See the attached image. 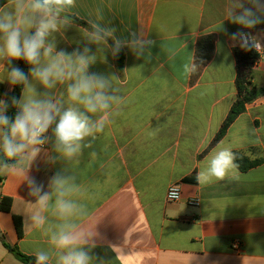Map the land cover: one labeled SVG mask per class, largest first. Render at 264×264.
Segmentation results:
<instances>
[{"label": "crops", "instance_id": "1", "mask_svg": "<svg viewBox=\"0 0 264 264\" xmlns=\"http://www.w3.org/2000/svg\"><path fill=\"white\" fill-rule=\"evenodd\" d=\"M228 3L76 0L68 12L86 24L102 17L99 22L116 28L121 37L142 30L155 42L150 54L139 59L124 48L122 62L108 54L107 63L98 61L91 67V72L116 75L113 85L124 100L98 135L92 149L96 155L86 150L78 163L67 165L62 160L48 163L42 153L29 170L45 186L61 169L76 176L80 192L72 198L88 209L77 223L97 233V246L91 250L96 264H264V92L212 145L238 95L233 51L239 47H232L218 30ZM223 27L229 33L244 30L226 20ZM251 31L264 32V24ZM208 35L215 37L211 60L186 73L184 66L195 63L198 41ZM65 36L57 37L58 50L72 51L76 45L69 41L80 39L77 27ZM257 53L252 84L263 90L264 50ZM97 55L102 61V54ZM2 84L6 94L12 90ZM221 144L250 161H263L246 172L238 170L239 180L199 184L202 162ZM45 148L50 151L51 145ZM0 174V199L12 200L11 211L0 212V264H23L4 242L35 257L36 251L49 249L48 238L30 224L36 205L27 183L22 177ZM172 184L181 188L178 202L166 198ZM191 199H198L199 205H190ZM45 214L51 223L57 222ZM14 216L22 220L21 237Z\"/></svg>", "mask_w": 264, "mask_h": 264}, {"label": "clouds", "instance_id": "2", "mask_svg": "<svg viewBox=\"0 0 264 264\" xmlns=\"http://www.w3.org/2000/svg\"><path fill=\"white\" fill-rule=\"evenodd\" d=\"M75 3L76 0L0 3V84L7 83L10 90L21 88L19 98H0V173L22 177L34 198L36 207L29 217L30 224L42 230L49 244L48 250L36 251L35 264H96L91 250L97 246L93 240L97 233L85 231L77 223L88 215V209L72 198L80 192L76 176L66 174L67 168L61 169L45 186L29 175V170L42 153L48 163L62 160L67 165L78 163L86 150L90 156L96 155L92 149L98 135L124 100L113 85V79L119 78L91 72V67L98 61L107 63L108 54L118 57L124 48L139 59L150 54L155 43L142 30H130L127 37L117 36L116 28L99 22L102 17L88 19V27L81 29L68 15ZM225 20L247 31L229 33L223 27ZM223 22L218 30L232 47L264 50V32L251 31L264 24V0H229ZM72 27H77L80 34L79 40L69 41L76 46L72 51L58 50L57 37L66 39L65 33ZM13 61L29 65L28 72ZM197 67L193 63L185 65L184 70L191 73ZM10 108L15 109L14 117L7 114ZM49 144L50 151L45 148ZM236 161L237 154L230 145H218L202 162L198 183L239 180ZM170 197L179 198V192L172 191ZM45 213L57 222L51 223Z\"/></svg>", "mask_w": 264, "mask_h": 264}, {"label": "trees", "instance_id": "3", "mask_svg": "<svg viewBox=\"0 0 264 264\" xmlns=\"http://www.w3.org/2000/svg\"><path fill=\"white\" fill-rule=\"evenodd\" d=\"M3 0H0L2 3ZM73 18V21L79 25L84 27H88L83 21L70 16ZM215 49V37L213 35H208L202 37L196 46V54H195V64L198 65L197 68L204 67L212 58ZM236 64H237V78H236V88H237V99L231 107V110L224 121L222 127L220 128L219 132L215 136L212 145L219 142L224 135L226 134L230 125L235 121V119L245 112L246 106L253 101H255L261 93L264 92L263 90L257 89L252 84V71L256 61L259 59V54L257 51H243L240 48H236L233 51ZM118 61H123V55L120 52L118 55ZM19 67L28 72L27 65L23 61H20ZM21 93V88L16 86L12 89L9 93H5V86L0 84V98H10L15 96L19 98ZM10 117H14L15 109L10 108L9 112L7 113ZM237 154V164L239 165L238 170L241 172H246L249 169L258 166L262 163L263 160H254L250 161L244 154L235 152ZM0 158H3V153H0ZM3 181V177L0 174V183ZM12 207V200L9 198H2L0 199V212H10ZM14 222L16 226L17 233L19 237L23 235V224L20 217L14 216ZM1 237V235H0ZM5 247L14 255V257L22 262L23 264H32L35 262V257L25 255L21 253L17 248L10 246L9 244L4 242Z\"/></svg>", "mask_w": 264, "mask_h": 264}, {"label": "built area", "instance_id": "4", "mask_svg": "<svg viewBox=\"0 0 264 264\" xmlns=\"http://www.w3.org/2000/svg\"><path fill=\"white\" fill-rule=\"evenodd\" d=\"M257 51V50H256ZM46 147V146H45ZM172 191H178L179 192V198H176V199H173L170 197V193ZM166 198L168 201L170 202H178L181 200L182 198V193H181V188L179 185L177 184H172L168 187L167 189V193H166ZM190 205H193V206H197L199 205V200L198 199H191L189 202H188Z\"/></svg>", "mask_w": 264, "mask_h": 264}, {"label": "water", "instance_id": "5", "mask_svg": "<svg viewBox=\"0 0 264 264\" xmlns=\"http://www.w3.org/2000/svg\"><path fill=\"white\" fill-rule=\"evenodd\" d=\"M32 264H35V262H33Z\"/></svg>", "mask_w": 264, "mask_h": 264}]
</instances>
